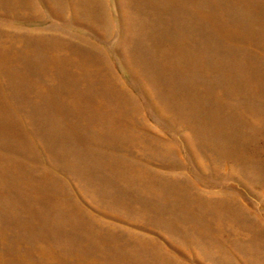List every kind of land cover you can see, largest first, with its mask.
<instances>
[{
	"label": "rangeland",
	"instance_id": "rangeland-1",
	"mask_svg": "<svg viewBox=\"0 0 264 264\" xmlns=\"http://www.w3.org/2000/svg\"><path fill=\"white\" fill-rule=\"evenodd\" d=\"M0 264H264V0H0Z\"/></svg>",
	"mask_w": 264,
	"mask_h": 264
}]
</instances>
